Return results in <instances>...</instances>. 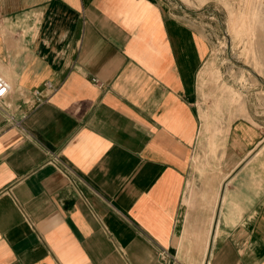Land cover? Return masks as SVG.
Instances as JSON below:
<instances>
[{"label": "crops", "instance_id": "1", "mask_svg": "<svg viewBox=\"0 0 264 264\" xmlns=\"http://www.w3.org/2000/svg\"><path fill=\"white\" fill-rule=\"evenodd\" d=\"M206 58L172 0H0V264H264L260 124L191 179Z\"/></svg>", "mask_w": 264, "mask_h": 264}, {"label": "rangeland", "instance_id": "2", "mask_svg": "<svg viewBox=\"0 0 264 264\" xmlns=\"http://www.w3.org/2000/svg\"><path fill=\"white\" fill-rule=\"evenodd\" d=\"M172 2L183 7L207 45L197 79L200 127L190 173L199 185L227 172L228 166L216 153L224 149L226 129L234 119L252 117L264 132V0ZM201 256L190 253L180 264H200Z\"/></svg>", "mask_w": 264, "mask_h": 264}, {"label": "built area", "instance_id": "3", "mask_svg": "<svg viewBox=\"0 0 264 264\" xmlns=\"http://www.w3.org/2000/svg\"><path fill=\"white\" fill-rule=\"evenodd\" d=\"M9 92V86L8 84L0 77V105L3 103V100L5 98V96L8 94ZM17 124V123H15ZM50 162L53 164H56L57 166L62 165V163H60L59 158H57L56 155H51V157L49 158ZM160 257L164 262H167L168 260V255L165 253V251L161 250L160 251Z\"/></svg>", "mask_w": 264, "mask_h": 264}]
</instances>
